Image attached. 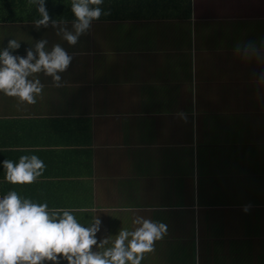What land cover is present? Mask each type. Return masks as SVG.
Segmentation results:
<instances>
[{"label": "crops", "instance_id": "crops-1", "mask_svg": "<svg viewBox=\"0 0 264 264\" xmlns=\"http://www.w3.org/2000/svg\"><path fill=\"white\" fill-rule=\"evenodd\" d=\"M37 7L0 0V48L16 39L24 57L44 39L73 60L61 88L34 74L35 104L0 93V163L45 164L30 185L0 168L1 194L94 207L75 216L101 218L98 240L137 214L166 224L141 264H264V0H104L110 14L74 46L57 34L71 0H45L39 29Z\"/></svg>", "mask_w": 264, "mask_h": 264}, {"label": "clouds", "instance_id": "clouds-1", "mask_svg": "<svg viewBox=\"0 0 264 264\" xmlns=\"http://www.w3.org/2000/svg\"><path fill=\"white\" fill-rule=\"evenodd\" d=\"M103 3L104 0H71L74 17L71 30L61 27L57 34L68 45H76L93 22L110 14L101 7ZM30 4L38 5L40 19L33 21L35 27H48L50 17L45 0H30ZM51 24L53 28L57 27L56 20ZM47 43V40H39L35 50L27 49L24 57L11 54L10 50L20 48L16 39L8 40L7 46L0 48V93L17 98L19 103L35 104L44 89L40 79L34 75L38 73L51 77L53 87H63L61 74L68 69L73 56L60 44H54L48 51L45 49ZM250 47L244 49L246 56ZM257 79L264 82V72ZM176 115L187 120L184 112ZM0 168L3 169L5 183L30 185L43 175L45 164L36 155H22L15 164L4 159ZM248 208V205L244 206L243 211L247 212ZM96 211L94 207L49 209L47 202L36 203L18 195L16 190L7 191L0 195V264H141L144 254L153 251L154 242L167 233L166 224L137 214L132 217L131 228L122 227L114 237L98 240L101 218L94 216L89 225L82 226L75 216L77 212ZM94 245L102 251H93Z\"/></svg>", "mask_w": 264, "mask_h": 264}, {"label": "built area", "instance_id": "built-area-1", "mask_svg": "<svg viewBox=\"0 0 264 264\" xmlns=\"http://www.w3.org/2000/svg\"><path fill=\"white\" fill-rule=\"evenodd\" d=\"M0 195H2L1 192H0Z\"/></svg>", "mask_w": 264, "mask_h": 264}]
</instances>
